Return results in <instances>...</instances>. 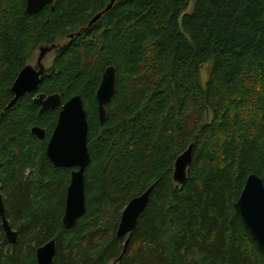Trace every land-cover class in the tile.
<instances>
[{"label": "trees", "instance_id": "obj_1", "mask_svg": "<svg viewBox=\"0 0 264 264\" xmlns=\"http://www.w3.org/2000/svg\"><path fill=\"white\" fill-rule=\"evenodd\" d=\"M109 1L53 0L29 15L25 0H0V188L16 232L10 246L0 224V264H36L53 238V264H264L233 208L249 175L264 184V0H193L188 14V0H118L88 26ZM61 39L37 92L78 95L87 115L85 212L70 229V170L44 153L59 108L38 114L25 94L6 109L30 54ZM108 67L116 87L101 124ZM190 144L179 186L174 163ZM150 186L134 230L117 238L122 210Z\"/></svg>", "mask_w": 264, "mask_h": 264}, {"label": "water", "instance_id": "obj_2", "mask_svg": "<svg viewBox=\"0 0 264 264\" xmlns=\"http://www.w3.org/2000/svg\"><path fill=\"white\" fill-rule=\"evenodd\" d=\"M118 0H110L106 8L96 14L88 26L95 23L105 12L109 11ZM53 0H25V12L35 15ZM73 38L72 35L69 39ZM53 47V46H52ZM52 48H40L38 61ZM44 68L36 71L31 66H25L15 79L11 92L13 99L6 106L11 108L15 102L27 93H32L39 85ZM116 87V72L114 67H108L102 74L95 99L99 121L105 120V105L111 100ZM40 106L39 114L59 108L55 127L48 139L45 155L55 168L70 170L69 184L66 189L62 225L66 229L72 228L85 212V170L90 163L87 148L88 122L81 97L75 95L62 103L59 94H40L34 100ZM31 134L38 140H43L45 132L39 127H33ZM193 144L180 154L174 163L172 180L179 186L186 181V171L192 162ZM153 186L147 188L141 195L131 199L121 212L116 229L117 238H126L134 230L136 223L148 204ZM233 208L244 227L252 237L257 249L264 256V184L257 175L251 174L246 178L243 189L234 203ZM0 224L5 239L10 246L16 242V232L11 228L5 217L3 198L0 190ZM128 239L125 240L124 247ZM56 240L53 238L35 251L36 264H53L56 254Z\"/></svg>", "mask_w": 264, "mask_h": 264}, {"label": "rangeland", "instance_id": "obj_3", "mask_svg": "<svg viewBox=\"0 0 264 264\" xmlns=\"http://www.w3.org/2000/svg\"><path fill=\"white\" fill-rule=\"evenodd\" d=\"M193 2H194L193 0H188V7H187L186 11L184 12L185 14H188V13H190L192 11ZM180 18H179V21H180ZM67 42H68V39H61L55 45L60 47V46L64 45ZM54 53H55L54 50L53 51H49L43 57V65L47 69L51 66L52 60L54 58ZM38 55H39V51H38V49H36L35 51H33L30 54L29 59L27 61V65H30L33 68L36 67V59H37ZM209 68H210V65L209 64H205L200 69L201 83H202L203 86H204V84H205V82L207 80V75H208V72H209Z\"/></svg>", "mask_w": 264, "mask_h": 264}, {"label": "flooded vegetation", "instance_id": "obj_4", "mask_svg": "<svg viewBox=\"0 0 264 264\" xmlns=\"http://www.w3.org/2000/svg\"><path fill=\"white\" fill-rule=\"evenodd\" d=\"M53 46V47H52ZM46 48H52V50L51 51H53L54 50V52H55V50H56V48H57V46L56 45H50V46H45ZM40 48H43V47H39L38 48V51H39V53H40ZM45 56V55H44ZM43 56V57H44ZM38 58H39V55H38V57H37V59H36V67H34V69L36 70V71H38V69H39V67L40 66H42L43 68H44V73H45V71L47 70V68L43 65V58L41 59V61H40V63H39V61H38ZM27 66V65H26ZM30 66V65H29ZM32 67V66H31ZM33 68V67H32ZM43 73V74H44ZM43 75H41V77H42ZM41 77H40V80H41ZM40 83V82H39ZM12 93V92H11ZM27 94H30L32 97H31V100H32V102H33V104H35L34 103V100L37 98V96L38 95H40V94H43V93H38L37 92V88L32 92V93H27ZM12 95H13V93H12ZM46 95V94H45ZM52 95V94H51ZM14 97V96H13ZM13 99V98H12ZM10 103V102H9ZM8 103V104H9ZM7 104V105H8ZM36 105V104H35ZM36 106H38V105H36ZM38 114H39V110H40V106H38ZM55 110V109H54ZM45 113V112H44ZM43 114V113H42ZM34 127H38V126H34ZM33 128V127H32ZM31 128V129H32ZM40 128V127H39ZM42 129V128H41ZM45 132V131H44ZM30 133H31V130H30ZM32 135V134H31ZM33 136V135H32ZM37 141H39V142H43L44 141V139L46 138V137H44V139L43 140H38L35 136H33ZM49 139V138H48ZM47 142H48V140H47ZM47 142H46V144H47ZM45 148H46V146H45ZM44 153H45V150H44ZM46 156V155H45ZM47 158V157H46ZM0 190H1V188H0ZM1 195H2V198H3V194L1 193ZM4 204V203H3Z\"/></svg>", "mask_w": 264, "mask_h": 264}]
</instances>
